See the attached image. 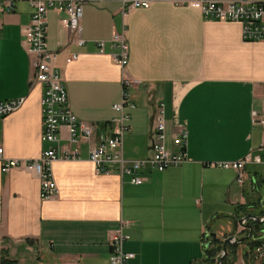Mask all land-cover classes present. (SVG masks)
I'll use <instances>...</instances> for the list:
<instances>
[{"label": "crops", "instance_id": "1", "mask_svg": "<svg viewBox=\"0 0 264 264\" xmlns=\"http://www.w3.org/2000/svg\"><path fill=\"white\" fill-rule=\"evenodd\" d=\"M85 1L80 33L63 25L67 13L50 9L47 43L74 114L94 135L80 143L79 159L52 164L59 192L50 199L41 196L34 170L5 172L0 161V249L18 264H113L112 238L126 224L123 249L132 257L124 264H211L207 246L216 249L229 236L245 239L228 246L232 264H263L253 257L250 230L236 229L233 218L264 219V40L245 39L241 22L206 18L194 0H157L126 14L117 0ZM33 12L28 1L0 12V101L26 97L0 118L6 159H38L49 147L42 139L44 89L24 36ZM123 30L130 48L126 72L140 82L130 89L136 106L126 108L125 157L152 156L160 102L168 146L182 130L188 134V160L164 171L143 168L139 185L116 166L106 174L90 160L101 136L118 128L114 105L122 100L124 71L112 38ZM72 54L78 58L68 63ZM61 136L62 146L77 147L66 125ZM251 151L262 162L247 164L244 184L235 168L213 165ZM207 231L217 242L206 245L213 238Z\"/></svg>", "mask_w": 264, "mask_h": 264}, {"label": "built area", "instance_id": "2", "mask_svg": "<svg viewBox=\"0 0 264 264\" xmlns=\"http://www.w3.org/2000/svg\"><path fill=\"white\" fill-rule=\"evenodd\" d=\"M20 1H28L34 7L31 22L24 31L27 51L34 54L35 80L43 86V134L42 139L49 144L38 159H6L3 147H0V161L3 171H9L16 167H25L34 170L41 179V196L50 199L59 192V187L54 175L52 164L60 159L71 160L80 158L79 145L82 141L90 139L94 135V127L80 121L74 114L65 79L61 71L53 64L56 53L52 52L47 43L48 14L51 8L67 13L62 20L63 25L77 33L82 31L81 18L83 16L85 0H0V12L12 13L17 9ZM122 4L124 13L132 9H148L157 0H117ZM192 4L200 8L208 19L222 21H236L243 25V37L247 40H264V2L251 0H238L231 2L216 0H194ZM113 46L120 49L114 55L115 61L123 68V92L121 102L114 105L120 116L116 119L118 128L112 134L102 135L100 142L90 150V160L97 169L106 174L113 172L116 166L121 176H130L133 184H142L145 180L140 171L150 168L164 171L170 167L183 164L188 160L186 130L173 137V148L167 144V121L165 118L164 103L158 104V112L154 122V143L152 156L144 159L129 160L124 155V138L130 130L128 124L131 114L127 107H135L130 89L140 82L131 79L126 72L129 62V43L125 30L114 33ZM103 49L104 42L100 43ZM78 58V54H72L67 61L72 62ZM26 101V97L14 100L0 101V118H4L18 110ZM257 114V113H255ZM66 125L69 129V142L76 144L73 150L61 144V128ZM262 158L254 151L249 152L244 158L237 161H222L213 163L214 166L235 168L237 181L244 184L249 163H261ZM246 222V221H245ZM124 224L112 238L113 264H124L132 257L123 249V244L128 236L124 233ZM207 236H210L207 231ZM209 241L206 243L208 245ZM209 247V246H207ZM253 256L264 261V243L255 247ZM264 264V263H263Z\"/></svg>", "mask_w": 264, "mask_h": 264}, {"label": "trees", "instance_id": "3", "mask_svg": "<svg viewBox=\"0 0 264 264\" xmlns=\"http://www.w3.org/2000/svg\"><path fill=\"white\" fill-rule=\"evenodd\" d=\"M263 224L264 223H259V222H256V221L253 222L254 230H253L252 237H254V241L252 240L250 242L251 249H254L255 247H257V246L261 245L262 243H264V239L262 240L260 238V236H259V233L264 231V228H261V225H263ZM221 249H222V247H220V246L217 247L216 249H213V250L208 247L207 256H206V260L205 261L207 263L216 264V259H217L216 254L218 253V251H221ZM233 253H235V252H233ZM228 257L229 256H227V258H225L223 260L222 264H232V263H234V260L232 259L231 261H229ZM0 264H18V261L15 260L14 258H12L9 255V250L0 249Z\"/></svg>", "mask_w": 264, "mask_h": 264}, {"label": "water", "instance_id": "4", "mask_svg": "<svg viewBox=\"0 0 264 264\" xmlns=\"http://www.w3.org/2000/svg\"><path fill=\"white\" fill-rule=\"evenodd\" d=\"M233 219L235 220V223H236V225H235L236 229L239 228V224H240L244 228L250 230V236L249 237H251L252 234H253V230H254L253 221H256V222H259V223H264V219H262L260 217H257L255 215H250V214L244 216L243 218H241L239 220L236 219V218H233ZM210 235L213 236V238H212V240L210 241V243L208 245H211L212 243L217 242V240H218L216 234L210 233ZM244 240H245L244 238L243 239H238L235 236H229L227 239H225L224 242H223V245L220 246V247L223 248V251L221 252L222 254L217 256V264H222L223 260L225 258H227V256H228V246L229 245H238Z\"/></svg>", "mask_w": 264, "mask_h": 264}]
</instances>
